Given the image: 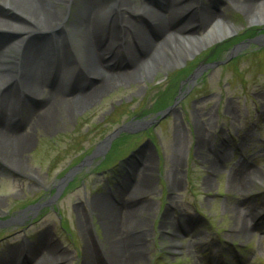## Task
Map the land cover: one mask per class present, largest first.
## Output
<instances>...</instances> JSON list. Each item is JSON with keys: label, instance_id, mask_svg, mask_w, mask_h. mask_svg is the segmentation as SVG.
Masks as SVG:
<instances>
[{"label": "rangeland", "instance_id": "obj_1", "mask_svg": "<svg viewBox=\"0 0 264 264\" xmlns=\"http://www.w3.org/2000/svg\"><path fill=\"white\" fill-rule=\"evenodd\" d=\"M153 1L158 10L161 6L156 1L160 0H131L140 12L141 20L136 30L120 37L128 60L132 57L141 60L145 47L158 43L159 38L155 37L152 24L150 26L151 22L147 19L150 16L156 18V15L146 14L143 6L144 2ZM190 1L196 6L197 13L216 10L214 0ZM95 2L89 0L90 4L81 8L88 13L105 6L100 4V0L96 3L98 6ZM173 2L179 8L188 0ZM225 4L226 13L236 30L223 40L246 36L249 28L255 33L251 37L253 40L231 43L221 59H229L225 64L206 67L210 64L207 60L202 61L206 51L222 47L223 40H207V30L189 25L187 11H178L174 17L177 32L171 36V42L164 43L168 39L167 34L161 45L157 44L151 59L143 63L140 61L133 72L121 70L124 66L128 68L127 64L117 66L115 70L119 72H109L112 77L107 80L106 89L102 92L94 91L90 96L83 91L82 96L86 97L83 101L75 98L71 84L80 83L88 87L90 82L87 74L78 72L80 68L86 71L81 61H71L76 72H57L63 78V84L59 87L61 91L57 98L59 110L51 125H36L32 120L24 123L17 106L10 124L4 126L0 123V127L16 128L18 134H27L30 140L29 145L16 155L17 159L10 156L8 148L7 151L3 149L4 152L0 150V220H13L12 214L25 208L22 206L40 198L45 191L54 190L53 185L58 184L64 169L82 158L83 153L94 149L122 124L128 125L134 140L127 134L119 136L114 144L115 150L105 159V164H112L118 157L125 158L128 154L147 152V158L143 160L146 165L151 163L159 172L162 168L168 186L176 182L174 189L169 187L170 197L167 200L163 175L154 177L147 173V177H141L143 171L137 170L140 180L134 182L132 191H156L159 196L152 197V203L151 199H145L141 208L132 209V215L128 205L124 206V213L119 208L114 209L112 196L103 187L106 195L97 197L102 205L108 203L110 215L106 206L100 205L103 211L98 210V217L94 215L91 218L96 224L89 220L91 212L79 203L84 199L82 188L75 189L79 184L76 182L73 187L67 186L54 205L37 211L35 219L39 221L33 227L23 229L24 222L22 225L0 226V264L19 262L23 253L29 250L24 264L37 259L35 264H51L49 261L55 260L59 256L57 254H61L56 259L57 263L66 264L67 256L62 255L65 249L74 252L77 264L84 263L85 258L90 259L89 264L96 261L104 264V259L111 264L110 253L114 252H117V256L113 254L114 263L126 264L118 243L128 238L131 240L129 251L135 258L141 257L138 261L134 257L128 258L130 264H264V27L254 25L248 11L239 2L226 0ZM6 8L8 5L0 0V9ZM107 11H111L110 6H107ZM72 12L61 30L73 35L75 44L71 45V51L76 60L81 55L78 50L83 49L78 35L85 26L78 21L83 14L77 15L76 9ZM167 15L170 16V12ZM103 22L104 17L100 23ZM13 33L0 29V48L15 39ZM38 33L31 39L25 38L26 43L34 45L41 42L44 45L50 41L47 32ZM187 41L200 43L194 50L185 52ZM172 43L184 52L182 60L174 59ZM43 47V52L49 54L46 50L52 49V46ZM4 52L6 57L9 56V61L5 63L7 71H20L17 51L9 49ZM69 59L73 60V57ZM198 61L201 62L194 71L199 69L203 73L194 80V87L189 83L182 86L181 94L191 89L186 96H177L176 81L173 82V79L181 73L179 65L185 62L191 71ZM53 78L49 76L45 80L47 92L55 88L57 82ZM3 83L0 81V107H6V103L12 107V86L15 83ZM166 90L169 95L164 101L157 100ZM74 99L75 103H72ZM155 103L158 108L161 106L160 111L170 108L160 124L141 129V125L132 123L134 118H139L136 122L141 123L150 119L148 115L154 116L152 109ZM65 106L72 110L61 109ZM218 149L223 153L225 151V157L218 154ZM242 163L248 164L253 173L244 179V184L237 185L235 169ZM94 179L96 176H90L85 179V184H92ZM97 181L96 184L100 182ZM99 187L101 184L95 190ZM119 196L127 199L125 195ZM91 203L94 209H98L95 197ZM171 207L174 211H170ZM236 208L240 209V213L251 214L252 218L241 224L237 218L239 213L234 217ZM179 213H184L186 220L176 219ZM181 225L191 227L190 233L183 231ZM44 235L48 236L47 241L40 245ZM138 239L143 241L141 254L130 249H138ZM50 240L57 245L51 246ZM88 244L97 248L90 251Z\"/></svg>", "mask_w": 264, "mask_h": 264}, {"label": "bare ground", "instance_id": "obj_2", "mask_svg": "<svg viewBox=\"0 0 264 264\" xmlns=\"http://www.w3.org/2000/svg\"><path fill=\"white\" fill-rule=\"evenodd\" d=\"M225 1L214 0L216 10H209L201 14L198 12L199 15L196 11V6H193L190 0L179 8L175 6L173 0L156 1L161 6L158 10L154 1L149 3L144 2L143 6L146 14H151L153 17L156 15V18L150 16L147 19L152 23L155 37L159 38L158 43L155 42L154 46L145 47L146 50L141 53V60L138 57H132V59L129 58L128 60L123 52L120 37L136 30L141 20V14L131 0H100V4H104L105 6H102L100 10H89L88 13L81 7L89 5V0H2V3L7 4L8 8L6 10L0 9V29L12 31L18 38L7 42L6 46L0 48V60L6 57L3 52L6 51L7 47L9 49L17 48L19 54L17 63L19 64L20 71L18 69L17 72H8L7 65L0 64V81L4 82L3 84H9L10 81L11 83H15V86H12L14 89L12 99L14 97V101L11 106L13 108L9 107V103H6V107L0 108L5 112L0 113V123L4 126L10 123L17 112L15 110L17 106L20 109V116L24 123L25 121L32 120L36 125H51L52 121L56 119V113L59 110L60 102H57V98L58 93L61 91L59 87L63 84V78H60L57 72H76L75 65L71 64V61H81L84 63L86 71L80 68L78 72H83V75L87 74L88 81L90 82L88 87L86 85L83 87L80 83L71 84L76 93L75 98L82 99L81 101H83V98H86L82 96L83 91H85V94H90V96H92L94 91L102 92L106 89L104 85L107 80L112 77L109 72H119L115 70L117 66L127 64L128 68L125 69L124 66L121 70L133 72L140 61L143 63L151 59L157 44L160 43L161 45L162 40H164L163 38L167 34L169 36L164 43L171 42V36L177 32L174 26V17L178 11H187L186 15L190 19L189 25H193L194 28L204 27L208 31H206L207 34L205 35L207 40L217 41L225 38L236 30L234 23L231 22L224 8L227 7ZM229 1L237 4L239 2L248 11L252 23L264 22V0ZM97 2L98 0H96L95 4ZM107 6L111 7L110 12L107 11ZM73 9L77 10V15L83 14L80 15L82 18L78 19V21L85 26L81 34L78 35L83 42V49L82 51L78 50V53L81 52V55L80 59L76 60L71 51V45L75 44L73 35H69L67 31L61 30L62 25L71 17ZM167 12H170V16L167 15ZM102 16L104 17V22L100 23L102 22ZM141 31L144 32L142 28ZM38 32H47L50 41L44 45L41 42L34 45L31 42L26 43V39H31L34 35H38ZM199 43L187 41L188 47L185 52H189L190 49L194 50ZM174 44L172 43L174 47L173 57L178 60L182 58L184 52L180 51L181 49H177V46ZM43 46H52V49L46 50L49 54L43 52ZM42 47L43 49H41ZM70 56L73 57V60L69 59ZM49 76H54L57 83L54 90L47 92L45 80ZM31 100L32 103L30 102ZM75 100L72 103H75ZM61 109L72 110L69 106L62 107ZM16 130V128L8 129L0 127V150L4 152L3 149L6 151L9 149L10 156L14 159H17L16 155L30 143L27 134H18ZM204 141L206 143L207 139L205 138ZM224 153L218 149V154L224 156ZM247 165L242 163L235 169L236 176L234 179L237 185L244 184V179L252 172ZM175 186L176 182L173 184V188ZM97 200L99 211H103L100 205L106 206L107 213L110 215L108 203L106 202V204L102 205L99 199ZM238 210L240 209L236 208L233 213L234 217L236 213H239L237 218L241 224L252 218L251 214L240 213ZM132 214H134L133 211ZM180 216V220H185L184 215ZM182 230L189 234L191 227L182 226ZM45 241H47V237H43L41 243L43 244ZM130 245L131 240L129 238L127 241L123 239L122 242L120 240L118 243V247H122L123 261L126 264H130L128 258L134 257V254L129 251L128 247ZM130 249L139 254L142 252L141 248ZM112 252H114L113 249ZM113 254L117 256V252L110 253L111 264H115ZM140 258L136 257L135 259L139 260ZM87 264H89V261ZM95 264L99 263L96 261Z\"/></svg>", "mask_w": 264, "mask_h": 264}]
</instances>
